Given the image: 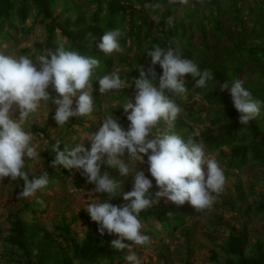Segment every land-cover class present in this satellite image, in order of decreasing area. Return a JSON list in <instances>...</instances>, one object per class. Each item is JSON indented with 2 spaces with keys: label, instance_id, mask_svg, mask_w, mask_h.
<instances>
[{
  "label": "clouds",
  "instance_id": "9594fccd",
  "mask_svg": "<svg viewBox=\"0 0 264 264\" xmlns=\"http://www.w3.org/2000/svg\"><path fill=\"white\" fill-rule=\"evenodd\" d=\"M177 2L187 5L189 0H169L170 4ZM160 7L159 3L145 5L146 9L152 10ZM167 23L172 24L171 17ZM121 35L120 29L104 32L99 50L106 55L123 53L119 43ZM146 54L151 58V66L145 68L141 65L138 78L132 82L135 102L129 97L122 105L129 121L127 129L119 118L109 115L98 130L85 134L79 143L71 147L66 145L63 150L60 141L52 146L55 158L51 167L62 165L79 171L88 184L95 185L91 191L93 194L102 193L107 197L99 198L98 202L90 203L84 209L98 224L101 236L105 231L119 236L112 241V247L128 249L127 264L141 262L132 251L133 246L125 244L124 240L133 242L135 247L150 243V236L142 231L143 225L138 219L142 211L166 198L177 206L189 202L197 212H202L213 206L215 196L223 192L226 183L224 169L206 153L202 142L185 139L173 131L174 122L183 109L172 97L188 92L185 80L188 75L195 81L196 88L206 87L213 79L212 71L201 70L194 60L184 58L175 39L169 41L166 48L155 45ZM157 64L162 69L159 77L155 71ZM99 66L98 58L66 50L63 44L36 57L35 61L28 56L14 57L0 52V179L23 180V189L17 199L34 196L50 182L47 171L31 179L24 171L25 157L29 160L40 157L33 137L24 125L37 112L42 101L55 106L53 119L59 127L68 123L70 118L90 116L94 110V79L98 80L102 95L125 86L117 72L99 75L96 72ZM157 78L158 85L155 83ZM50 86L57 94L55 97L48 91ZM219 88L221 92H229L241 125H249L264 107V102L254 99L244 87L243 80L237 79L231 86L225 81ZM14 106L19 110L18 121L13 119ZM161 122L163 128L159 126ZM85 141L90 142V149L85 147ZM142 163H147L152 179L137 169ZM102 165L118 169L122 177H133L132 189L123 193V199L128 203L114 205L111 202L121 194L122 183L112 179L107 171L102 172ZM153 179L159 189L154 195L150 192ZM38 202L43 206V201ZM167 214L171 216L172 212Z\"/></svg>",
  "mask_w": 264,
  "mask_h": 264
},
{
  "label": "trees",
  "instance_id": "16d2710c",
  "mask_svg": "<svg viewBox=\"0 0 264 264\" xmlns=\"http://www.w3.org/2000/svg\"><path fill=\"white\" fill-rule=\"evenodd\" d=\"M189 1L196 2L194 7H188L183 17L175 18L176 5L180 3L170 4L169 0H88L95 9L86 11L77 0H0V42H10L19 31L17 23L25 24L31 12L34 11V20L44 24L47 32L46 42L38 47V52L43 49H47V52L54 51L63 44L66 50L98 58L100 66L96 72L104 75L111 72L113 60L111 54L106 55L99 50L98 44L104 32L120 29L125 31V35L119 38L124 51L131 50L133 46L137 48L132 62L125 54L120 56L123 64L134 68L125 78L133 82L135 78H138V69L141 65L145 68L151 66V58L147 56V51L152 50L155 45L166 48L169 41L175 39L180 44L184 58L194 60L201 70L210 69L213 73V79L208 81L204 88H196L192 77L186 76L188 92L191 95L204 93L209 103L221 106V111H218V116L212 123L213 128L202 131L199 136L195 135L180 116L174 122L173 131L185 139L193 136L192 139L196 142L202 140L207 150L223 152L224 147L229 148V157L227 155L225 158L230 168L240 169L250 160L262 167L264 166V107L249 125H241L238 120L239 113L232 104L229 92L227 90L221 92L219 87L225 81H228L231 86L233 81L240 79L244 81V87L252 93L254 99L264 102V0H256L254 8L248 9L249 13L246 17L239 7V3L243 0H231V18L237 30L228 34L224 33L222 28L223 11L219 2H215L214 8L209 9L204 19L195 24L197 6L208 0ZM154 3H159L161 7L155 10L145 8L146 4ZM58 7L61 8V12L55 16ZM86 12L89 15H86ZM74 13L76 17L72 15ZM61 17L64 18L61 20ZM169 17L172 18L171 25L167 23ZM197 26L202 33L201 43L198 45L194 42L192 35V31ZM22 30L26 33L30 31V28ZM58 34L66 40L58 41ZM222 38L226 40L221 42ZM29 52V50L24 51V53ZM35 57L36 55L33 54L31 58L35 59ZM155 71L158 77L162 75V69L158 64L155 66ZM155 83L158 85V78ZM93 90L94 104L99 105L98 80H93ZM48 91L53 97L57 95L52 87H49ZM172 98L175 102L177 101V96ZM83 120L84 116L73 117L70 128L74 124L82 125ZM215 128H218L217 132ZM35 129L39 130L38 127ZM43 131L46 132V129ZM65 146L62 142L60 143L61 150ZM51 153L55 155L52 148ZM109 169L115 168L101 166L102 172ZM56 170L68 173L62 165L50 169L48 173L51 181L58 177ZM27 174L30 179L34 176L29 172ZM15 181L20 187V193L23 189V180L18 178ZM118 182H122V179H118ZM119 198L120 195L111 202L119 205ZM33 207L34 204L28 203L11 215L13 221L7 236V243L12 248L23 250L30 257L35 255L36 259H29L28 264H50L51 262L73 264L74 259L79 260L80 264H104L105 262L113 263L122 258L126 249L118 250L112 247V241L119 239L117 234L109 235L105 231V234L101 236L98 231L99 226L95 223L97 234L88 233L81 243L74 242L69 225H58L56 227V231L59 232L58 237H54L55 231L50 232L44 225L32 224L25 219V214L34 213ZM249 211L250 209L245 213ZM252 211L255 215L264 217V201H260ZM168 212H172V215L169 216ZM199 213L189 202L181 206L174 203L168 205L158 203L142 211L138 219L145 223L150 220L157 221L161 228L171 232L184 226L189 218H194ZM142 231L149 236L157 234ZM187 231L189 234L192 229L187 227ZM63 232L67 233L63 238L67 246L74 247V259L67 256L65 249L56 248L57 239ZM123 242L126 244L127 240ZM248 247L251 250L250 254L246 251ZM30 250H35V253ZM224 250L228 255L225 264H264V240L259 239L256 243L250 244L246 225L240 230L232 231Z\"/></svg>",
  "mask_w": 264,
  "mask_h": 264
},
{
  "label": "rangeland",
  "instance_id": "374dc122",
  "mask_svg": "<svg viewBox=\"0 0 264 264\" xmlns=\"http://www.w3.org/2000/svg\"><path fill=\"white\" fill-rule=\"evenodd\" d=\"M77 1L83 5L84 11L95 9V6L90 5L88 0ZM215 2L220 3L223 11L222 28L224 33L228 34L233 30L236 31L237 29L231 18V0H208L200 3L197 6L195 24L204 19V15L209 13L210 8H214ZM195 3L189 1L187 5L177 4L174 17H183L185 10L188 7H194ZM255 3L256 0H243L239 3L241 12L245 17L249 13L248 9L254 8ZM60 12L61 8L58 7L55 16L59 15ZM34 15V11H32L25 24L17 23L18 33L12 37L10 42H0V52L14 57L23 55L29 58L33 54L38 57L47 52V49L38 52V47L43 46L46 42L47 32L44 24L39 20H34ZM72 15L76 17L75 13ZM86 15H89V13L86 12ZM204 23L207 25V21ZM23 28H30V31L25 33L22 30ZM121 33L125 35V31H121ZM192 35L196 45L200 44L202 33L198 26L192 31ZM60 40L65 41L66 39L58 34V41ZM225 40V38H222L221 42ZM26 50L30 52L24 53ZM136 51V46H133L129 51L123 53L113 52L111 54L113 60L111 72H117L120 78L125 81V86L105 95L99 92V105L94 104L92 114L84 116L82 125L74 124L70 128L69 125L72 120L70 118L68 123L59 127L53 119L55 106L49 102H41L37 112L32 114L24 125L25 130L31 133L33 144L40 152V157L35 160H29L25 157L26 167L24 171L37 176L43 171L48 172L53 169L51 159L55 156L51 153V148L56 141L71 147L79 143V139L85 134L98 130L101 122L109 115L119 118L120 123L127 129L129 121H127L122 105L127 102L129 97L133 103L135 102V91L134 83L132 84L125 78L134 68L128 64H123L120 61V56L125 54L132 62ZM131 84L132 87H130ZM125 90L128 92L125 93ZM189 94L187 92L182 96H177L176 103L183 109L180 117L191 127L195 135L199 136L202 131L213 128L212 123L218 116V111H221V106L209 103L204 93ZM125 118L126 120H122ZM13 119L19 120V110L16 106L13 108ZM159 126L163 128V122ZM35 127H38L39 130H36ZM44 129H46V132L43 131ZM215 129V132H217L218 128ZM199 142L204 144L202 140ZM84 143L85 147L90 149V142L85 141ZM204 146L206 153L215 158L224 169L226 183L223 192L215 196V202L210 209L200 212L194 218H189L184 226H180L171 232L161 228L157 221L141 222L143 225L142 230H146L149 234L152 232L157 233L150 235V243L145 246L135 247L133 242L127 240L126 244L133 246L132 251L137 254L141 264H225L228 255L224 247L229 235L234 229L240 230L245 225L249 233L250 244L256 243L259 239L264 240V217L257 216L252 211L253 207L258 205L260 201H264V166H257L250 160L240 169L230 168L225 158L227 155L229 157V148L224 147L223 152H220L219 150H207L205 144ZM147 168V163L137 165L138 170H143L145 175L152 179ZM67 170L68 173L56 170L57 178H54L53 181L50 180L46 188L38 190L34 196L24 200L17 199L20 187L15 180L10 177L0 179V264H28L29 259H36L34 254L30 257L23 250L12 248L7 243V236L10 233L13 221L11 215L17 213L19 209L28 203L34 204V213L25 214V219L32 224L44 225L50 232L55 231L54 237H58L57 233L59 232L56 231L58 225H69L71 227V237L74 242L81 243L88 233L97 234L96 222L91 220L90 215L84 208L90 203L98 202L99 198L103 200L107 197L102 193L93 194L91 191L95 185L88 184L79 171L75 169ZM107 172L114 180L122 179V182H120L122 183V192L119 205L128 203L124 201L123 193L132 189L133 177H122L118 169H109ZM158 190L153 179V188L150 189V192L155 193ZM38 201H43V206ZM159 203L172 204V202L166 201V198H161ZM248 209L250 211L245 213ZM187 227L192 229L189 234ZM66 235V232L60 235L57 239L58 245L56 248L58 250L65 249L67 256L74 259V247H68L67 242L63 239ZM30 251L35 253V250ZM246 251L250 254V247ZM127 254L128 249L126 248L122 258L113 263L105 262L104 264H127L125 260ZM73 264H80V261L74 259Z\"/></svg>",
  "mask_w": 264,
  "mask_h": 264
}]
</instances>
